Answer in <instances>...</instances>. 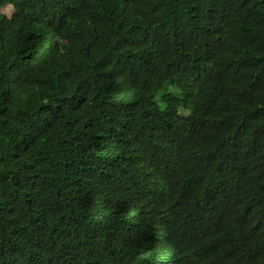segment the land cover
<instances>
[{
	"label": "trees",
	"instance_id": "16d2710c",
	"mask_svg": "<svg viewBox=\"0 0 264 264\" xmlns=\"http://www.w3.org/2000/svg\"><path fill=\"white\" fill-rule=\"evenodd\" d=\"M6 4L0 264H264V0Z\"/></svg>",
	"mask_w": 264,
	"mask_h": 264
},
{
	"label": "rangeland",
	"instance_id": "374dc122",
	"mask_svg": "<svg viewBox=\"0 0 264 264\" xmlns=\"http://www.w3.org/2000/svg\"><path fill=\"white\" fill-rule=\"evenodd\" d=\"M0 12L4 13L6 16H10L13 12V7L10 4H6L0 8ZM179 111L182 113L186 112L185 108H179Z\"/></svg>",
	"mask_w": 264,
	"mask_h": 264
}]
</instances>
